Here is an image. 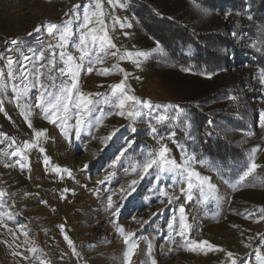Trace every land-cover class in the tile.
<instances>
[{
	"label": "rangeland",
	"instance_id": "obj_1",
	"mask_svg": "<svg viewBox=\"0 0 264 264\" xmlns=\"http://www.w3.org/2000/svg\"><path fill=\"white\" fill-rule=\"evenodd\" d=\"M134 1L189 31H217L228 41L227 61L213 71L171 63L129 10L131 0H102L103 15L92 17L89 27L95 29L93 35L106 33L116 47L97 46L90 59L102 62L93 63L89 73V58L79 61L77 44L81 30L87 31L85 13L96 10L95 0H0V71L5 74L0 82L6 85L0 90V192L5 193L0 197V264H231L228 252L236 264H264V69L258 62L263 45L249 3L244 0L241 12L224 7L205 15L199 4L188 0ZM49 24L61 29L67 24L66 46L55 48L57 66H65L61 51L82 63L74 91L93 94L103 111L89 113L70 105L67 120L53 124L40 107H31L43 91L33 69L47 63V45L60 42L59 35H48ZM137 52L147 56L137 57ZM9 58L15 80L7 76ZM22 65L28 68L26 81L16 71ZM105 69L107 74H102ZM43 71L47 74L48 69ZM52 74L56 87L49 91L56 92L61 81L71 86L67 68L63 76ZM42 79L47 87V76ZM121 82L126 94L152 107L138 106L135 118L127 116L130 107L124 116L116 114L120 110L103 100L113 98L110 86ZM192 109L211 119L214 130L225 131L245 153L236 177H223L209 158L193 153ZM78 119L84 121L79 134ZM179 121L184 142L172 135ZM36 131L45 134L35 137ZM25 142L32 146L24 149ZM164 146L168 158L179 165L194 157L190 168L209 177L214 189L205 187L202 193L194 187L188 200L185 175L157 178L156 169L145 174L149 154ZM18 148L22 155H11ZM253 160L260 166L241 181ZM118 228L124 235L135 234L130 256Z\"/></svg>",
	"mask_w": 264,
	"mask_h": 264
},
{
	"label": "snow or ice",
	"instance_id": "obj_2",
	"mask_svg": "<svg viewBox=\"0 0 264 264\" xmlns=\"http://www.w3.org/2000/svg\"><path fill=\"white\" fill-rule=\"evenodd\" d=\"M109 3H112V0H109ZM79 7V6H75ZM102 7V0H95V11H91L90 15L88 13H85L83 17V25L84 29H87V31L81 30L79 35V40L77 44V50L81 53L79 56V61H83L86 57L89 58V66L87 67V71L91 73L93 71V67L91 66L93 63L102 62L99 57H97L96 61H92L90 58L95 54V49L97 46L101 50L104 49L105 44L110 46L111 48H115L116 46L111 43V40L107 37V34L103 36L99 35H93V32L95 29H92L89 27V25L92 24V17H96L98 15H103L102 12L99 10ZM197 7H199L197 5ZM199 10L204 13L205 15L208 14V10L204 8H199ZM251 19V17H249ZM101 24H103V21H100ZM130 26V25H129ZM35 31H40L39 28H37ZM49 36L59 35V44L53 45L49 43L47 45V48L51 51V55L47 58V63H41L38 68L33 69V73L36 77V82L39 84V87L43 89V91L40 93L39 100L35 105H32L31 107H40L45 115V118L49 120L50 123L55 124L57 120L63 119L64 121L67 120V114L69 112V106L74 105L75 108L79 111L83 109L85 112H93V111H103L102 108L99 107L100 101L93 99V94H84L74 91L77 88V82H76V76L78 75V72L83 67L82 63L74 61L76 60L75 57L71 55H66L63 51L59 53L60 60L65 64V66L58 67L57 66V54L55 52V48H64L67 43L68 39V31H67V24H65L64 28L61 29L60 26L56 24H49L46 29ZM13 44H16L17 42L15 40L12 41ZM91 46V47H90ZM111 55L116 56L117 53L115 51L111 52ZM127 56H131L132 53H127ZM137 57H144L147 56V53L143 52H137L135 53ZM123 58V57H121ZM25 59H28L25 57ZM40 59L43 61L45 59V53L42 51L40 53ZM14 61L9 58L7 61V76L8 78L15 80L17 79L16 72L13 70ZM45 68L48 69L47 74L43 71ZM66 68H67V74L72 76L71 86H67L64 84L63 81H61L60 86L58 87L56 92L49 91V87H56V76H53V72H58L61 76L66 74ZM183 71H190V69H182ZM16 71L19 72V79L21 81L28 80V68L27 65H22L19 69ZM108 70H103L102 74H107ZM206 75L207 73H201ZM5 74L3 71H0V77H3ZM47 76V79L50 81V84L46 87L45 83L43 82V77ZM261 83H264V70L261 72ZM6 85H4L2 82H0V90H3V88ZM33 87L36 86V84L32 85ZM125 84L123 82L111 85L110 88L112 89V97L111 99L104 98L103 103L112 105L113 107L119 109L116 114L124 116L125 115V109L129 108L131 110L127 111V116L135 118V116L140 114V111L138 109V106H146L148 108H151L152 105L149 103H146L144 101L139 100L134 95L126 94L125 92ZM28 85H24V89L27 90ZM16 85H13V90L15 91ZM96 97H100L102 94L96 93L94 94ZM232 99H235L232 97ZM2 103V101H0ZM170 107H176V106H170ZM52 117H55L56 119H52ZM160 120L165 119V117L160 116ZM84 124L83 119L77 120V127L76 132L79 134L81 131V128ZM29 127H31V123H29ZM261 127L264 128V121L261 123ZM155 131V129H153ZM45 133L42 131H36L34 133L35 137H41ZM173 136L175 133L172 134ZM32 145L25 142L23 145L24 149H27L28 147H31ZM42 150V149H41ZM255 151V149L253 150ZM169 152V149L164 146L160 149L159 153L156 155L149 154V158L143 163V171L145 174H148L151 169H156L158 173V177H160V174H175L179 172L182 175H185L186 182H187V192L186 196L188 200L192 199L191 190L196 187L199 188V190L203 193L205 191V187L207 189L212 190L214 189V185L210 183L209 177H201L199 173L195 172L190 168V161L194 159V157H189L185 159V163L182 165L177 164L174 160H171L168 158L167 153ZM13 156H21L22 151L18 148L16 151H13L11 153ZM47 163V161H46ZM164 165H167L165 167ZM260 165L256 164L253 160L250 167L247 168L246 171L243 172V175L240 176V180H244L245 177L250 175L252 171H254L257 167ZM55 171H60L58 168L54 169ZM105 179H108L106 177ZM100 183H103L101 181ZM133 183H136V181H133ZM5 195V193L0 192V197ZM181 213V232L179 233L181 236L184 235L186 231V225L183 224V214L185 212V209L181 207L179 209ZM4 215H7L9 219H11V215L9 213H5ZM153 215H156L155 213ZM261 219H264V215L261 216ZM171 228L172 226L169 225ZM118 231L121 233V235L124 236V243L126 245H129L128 254L129 256L132 254V250L136 247V244L131 241V237L134 236V233H128L127 235H124V229L118 228ZM192 244H196L195 241H191ZM207 243V242H202ZM69 244H71V241H69ZM247 246V245H246ZM209 247H213L209 245ZM227 257L231 260V264H236V260L234 258V254L231 252L227 253ZM43 264V262H42Z\"/></svg>",
	"mask_w": 264,
	"mask_h": 264
},
{
	"label": "trees",
	"instance_id": "obj_3",
	"mask_svg": "<svg viewBox=\"0 0 264 264\" xmlns=\"http://www.w3.org/2000/svg\"><path fill=\"white\" fill-rule=\"evenodd\" d=\"M195 2L200 7L216 11L230 7L234 12H241L245 5L244 0H188ZM253 14L254 26L257 27L259 40L263 45V51L259 56V64L264 69V0H247ZM224 8V9H225ZM129 10L144 28L145 32L160 43L164 58L167 61L182 67L197 70L213 71L217 66L227 61L225 58L228 41L218 37V32L211 34H200L189 31L187 27L181 26L170 19H159L155 12L142 2L131 0ZM199 110L191 111L190 136L193 139L192 151L197 158L207 157L217 167L223 177H236L242 169L244 152H240V146L231 142L226 137V132L217 130L209 124L211 119L200 114ZM183 123L175 124L174 133L176 142H184L183 130H177ZM184 126V125H183ZM225 135V137H224ZM183 138V139H182ZM227 138V140H223ZM240 149V150H239Z\"/></svg>",
	"mask_w": 264,
	"mask_h": 264
},
{
	"label": "built area",
	"instance_id": "obj_4",
	"mask_svg": "<svg viewBox=\"0 0 264 264\" xmlns=\"http://www.w3.org/2000/svg\"><path fill=\"white\" fill-rule=\"evenodd\" d=\"M48 41H49V38H46V39H45V42H48Z\"/></svg>",
	"mask_w": 264,
	"mask_h": 264
}]
</instances>
